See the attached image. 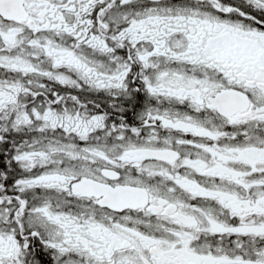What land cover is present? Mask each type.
I'll return each mask as SVG.
<instances>
[{
  "label": "snow or ice",
  "instance_id": "1",
  "mask_svg": "<svg viewBox=\"0 0 264 264\" xmlns=\"http://www.w3.org/2000/svg\"><path fill=\"white\" fill-rule=\"evenodd\" d=\"M0 264H264V0H0Z\"/></svg>",
  "mask_w": 264,
  "mask_h": 264
}]
</instances>
